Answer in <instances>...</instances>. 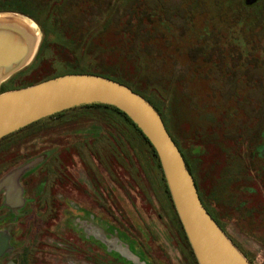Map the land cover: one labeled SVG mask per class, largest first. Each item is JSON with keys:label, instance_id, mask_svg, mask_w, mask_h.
I'll return each mask as SVG.
<instances>
[{"label": "rangeland", "instance_id": "obj_1", "mask_svg": "<svg viewBox=\"0 0 264 264\" xmlns=\"http://www.w3.org/2000/svg\"><path fill=\"white\" fill-rule=\"evenodd\" d=\"M2 21L32 47L0 92L79 70L132 84L159 108L203 206L264 264V175L249 151L264 139V0H0ZM3 143L18 153L4 173L22 168L26 184L20 264H198L148 142L115 110L74 107Z\"/></svg>", "mask_w": 264, "mask_h": 264}, {"label": "water", "instance_id": "obj_2", "mask_svg": "<svg viewBox=\"0 0 264 264\" xmlns=\"http://www.w3.org/2000/svg\"><path fill=\"white\" fill-rule=\"evenodd\" d=\"M257 0H243L252 6ZM21 26L0 22V83L29 58L32 42ZM115 106L150 141L165 177L170 199L198 264H252L225 235L200 200L194 177L156 108L117 80L91 73H63L33 85L0 92V139L44 117L79 105ZM22 168L4 175L0 189L21 202ZM10 200V202H11Z\"/></svg>", "mask_w": 264, "mask_h": 264}, {"label": "flooded vegetation", "instance_id": "obj_3", "mask_svg": "<svg viewBox=\"0 0 264 264\" xmlns=\"http://www.w3.org/2000/svg\"><path fill=\"white\" fill-rule=\"evenodd\" d=\"M260 1H262V0H257V2L254 5L247 6V7L248 8L249 7L250 8L254 7ZM0 140H2V138ZM177 144H176V146L178 147ZM11 147L12 146L9 143L8 144H6V143L0 144V181L2 180L4 175H6L7 173L11 172V170L9 169L8 170L9 172L7 171L6 173H4L5 171H4L3 161L5 160V158L6 159L8 158L9 160L11 159L13 162H16L17 158H18V153H15V154L11 155L13 153V149ZM178 149H179V147H178ZM179 150L181 151V149H179ZM261 150H262V154H261ZM249 151L251 153L250 154L251 157L254 156L255 159L258 160L259 163H262V164H260L259 171L257 173L264 175V139H259V142L257 144L251 145L249 147ZM181 153H183V152L181 151ZM182 155H184V154H182ZM183 157H185V156H183ZM194 183H195V178H194ZM18 184L20 185V187L22 189L21 202L20 203H15L14 200H11L9 197H7V193L6 192H7L8 189L6 187L0 189V264H20L22 262L20 253H17V251L15 250L16 247H17L15 242L19 241V239L15 236L16 229L14 228L15 227L14 224L16 222L15 214H16L18 208H20L23 205L22 196H23V193L26 191V188H25L26 184L24 183L23 179L21 180V178H20V182L18 181ZM198 194H199V192H198ZM10 200H11V202H10ZM8 217H9V220H10L9 221L10 224H8L7 227L1 226V225L5 226V223L7 222L6 220H7ZM17 221L19 222V220H17ZM218 226H219V224H218ZM88 239H89L88 241L90 243L95 244L94 234H91L89 232ZM78 246L79 245L77 243L76 246H75V248H76L75 251L77 253H78V248H77ZM94 247H95V245L88 246L87 254H91L92 255L93 254V250L92 249ZM91 261H93V260H91ZM24 264H26V263H24Z\"/></svg>", "mask_w": 264, "mask_h": 264}, {"label": "trees", "instance_id": "obj_4", "mask_svg": "<svg viewBox=\"0 0 264 264\" xmlns=\"http://www.w3.org/2000/svg\"><path fill=\"white\" fill-rule=\"evenodd\" d=\"M76 72H83V73H91V74H99L100 76H104V77H108V78H111V79H114V80H117V82H119V83H122V84H125V85H127L128 87H130L131 89H133L134 90V92L135 93H137V94H139V95H141V96H143L144 98H146L148 101H150L151 102V104L156 108V110L158 111V113L160 114V116H161V113H160V111H159V108L151 101V99H149L146 95H144L143 93H141L139 90H137V89H135L134 88V86L132 85V84H130V83H128V82H126V81H124V80H122V79H120L119 77H117V76H113V75H111V74H105V73H100V72H97V71H83V70H79V71H70V72H61V73H59V74H56V75H60V74H63V73H65V74H67V73H76ZM56 75H53V76H50V77H44V78H42V79H40V80H38V81H36V82H34V83H32V84H27V85H33V84H35V83H38V82H40V81H42V80H44V79H49V78H51V77H54V76H56ZM27 85H25V86H27ZM80 106H82V107H89V106H99V107H107V108H111V109H113V110H115L118 114H120V115H122L126 120H128L132 125H133V127L142 135V137L148 142V145L150 146V148H151V150H152V152H153V154H154V156L156 157V159H157V165H158V167L160 168V170H161V172H162V169H161V167H160V164H159V159H158V157H157V155H156V153H155V151H154V149H153V147L150 145V141L141 133V131L136 127V125L133 123V121L125 114V113H123L122 111H120V110H118L115 106H112V105H108V104H99V103H92V104H87V105H79V106H76V107H80ZM72 108H74V107H72ZM71 109V108H70ZM68 110V109H67ZM67 110H62V111H60V112H58V113H55V114H53V115H51V116H46V118L48 119V118H51V117H53V116H55V115H58V114H61V113H63V112H65V111H67ZM161 118H162V116H161ZM41 120V119H40ZM40 120H38V121H36V122H34V123H37V122H39ZM162 120H163V118H162ZM163 122H164V120H163ZM34 123H31V124H28L29 126L30 125H32V124H34ZM165 124V123H164ZM27 126V125H26ZM166 126V125H165ZM25 127V126H24ZM167 127V126H166ZM165 127V128H166ZM23 128V127H22ZM166 130H167V128H166ZM168 131V130H167ZM14 133V132H13ZM13 133H9V134H7L6 136H4L2 139H4V138H6V137H8L10 134L12 135ZM169 133V132H168ZM169 135H170V133H169ZM171 136V135H170ZM172 137V136H171ZM172 139L174 140V138L172 137ZM175 141V140H174ZM175 143H176V141H175ZM177 144V143H176ZM183 154V153H182ZM184 156V155H183ZM184 159H185V157H184ZM185 165H186V167H187V169L189 170V172L192 174V172H191V170H190V167H189V164H188V161L185 159ZM193 175V174H192ZM162 176H163V181H164V179H165V177H164V175H163V172H162ZM164 185H165V188H166V190H167V192H168V189H167V185H166V183H164ZM169 193V192H168ZM170 195V194H169ZM181 224V223H180ZM182 226V225H181Z\"/></svg>", "mask_w": 264, "mask_h": 264}]
</instances>
